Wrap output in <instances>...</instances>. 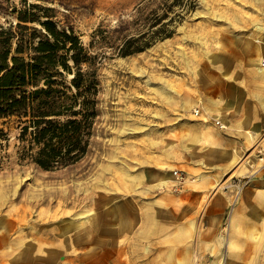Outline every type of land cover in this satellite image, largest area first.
<instances>
[{
	"label": "rangeland",
	"instance_id": "1",
	"mask_svg": "<svg viewBox=\"0 0 264 264\" xmlns=\"http://www.w3.org/2000/svg\"><path fill=\"white\" fill-rule=\"evenodd\" d=\"M148 1L0 0L4 27L18 24L17 12H35L29 5L52 9L49 16L60 28H72L98 55L100 80V116L90 152L74 166L45 171L19 163V130L14 124L5 127L10 141L0 171V241L12 234L7 222L16 210L26 212L22 227L29 236L16 245L3 242L0 264H51L52 250L56 264H141L150 231L145 218L154 213L157 198L198 186L187 166L217 121L225 129L262 124L263 130L250 132L246 147L234 150L231 169L215 177L213 190H228L264 171L256 154L264 140V0H199L172 38L118 57L114 50L121 40L145 30ZM38 14L47 16L43 10ZM245 93L257 103L259 117L215 112L211 105ZM176 170L187 176L179 191ZM44 223L48 227L40 230ZM57 224L83 227L63 236ZM75 233L83 236L78 244Z\"/></svg>",
	"mask_w": 264,
	"mask_h": 264
},
{
	"label": "trees",
	"instance_id": "2",
	"mask_svg": "<svg viewBox=\"0 0 264 264\" xmlns=\"http://www.w3.org/2000/svg\"><path fill=\"white\" fill-rule=\"evenodd\" d=\"M199 0H149L144 31L126 35L115 47L118 57L142 53L172 38ZM16 26H0V171L14 124L21 144L19 163L45 171L76 165L90 152L100 116L98 55L84 47L72 29H61L52 9L29 5ZM43 10L47 16H40ZM28 23L42 28H30Z\"/></svg>",
	"mask_w": 264,
	"mask_h": 264
},
{
	"label": "crops",
	"instance_id": "3",
	"mask_svg": "<svg viewBox=\"0 0 264 264\" xmlns=\"http://www.w3.org/2000/svg\"><path fill=\"white\" fill-rule=\"evenodd\" d=\"M226 102L214 99L211 105L215 112L259 117L247 93L230 95ZM248 126L213 127L205 147L199 141L198 157L187 166L198 186L157 198L154 213L145 218L149 247L141 264H264V171L250 177L237 201L234 186L213 190L215 177L231 169L234 150L246 147L250 132L263 130L262 124Z\"/></svg>",
	"mask_w": 264,
	"mask_h": 264
},
{
	"label": "bare ground",
	"instance_id": "4",
	"mask_svg": "<svg viewBox=\"0 0 264 264\" xmlns=\"http://www.w3.org/2000/svg\"><path fill=\"white\" fill-rule=\"evenodd\" d=\"M204 2H205V0H203ZM47 195H48V193H46ZM49 194H50V192H49ZM69 194V193H68ZM20 211L21 210H16L14 213H13V216L8 220V222H7V225L10 227L9 228V231L14 235V234H18V236L15 238V239H13V240H10L11 239V236H12V234H5V235H3L2 237H3V239L0 241V245H2V243L3 242H5V243H11L12 245H16V244H18L16 241H18V240H23L25 237H28L29 236V232L27 231V229L25 228V227H22V222H23V219L25 218V216H26V212H24V213H22V214H20ZM14 216H16V217H18V218H20L21 220H18V219H14ZM38 225V224H37ZM42 225V226H41ZM41 225H38V227H41V229L40 230H44L46 227H48L47 225H46V223H44V224H41ZM55 226V225H54ZM57 226V227H56ZM54 228H57L59 231H61V232H63V236H66L68 233H70V231H72L73 229L74 230H77V229H79L80 230V228L82 229V227H83V225L82 224H79V225H74L73 227L72 226H67V227H65V228H62L63 227V225L62 224H57ZM59 227H60V229H59ZM97 233H98V231H96V232H94V238L95 237H97ZM49 237H51V238H55L56 237V233H53V232H48V233H46ZM83 238V236H82V234H77V233H75L74 234V239H73V241L75 242V244H78L79 243V241L81 240ZM37 247V246H36ZM80 249H83V246H78ZM53 249V248H52ZM36 251V250H35ZM36 253V252H35ZM48 254H49V258H48V260H47V262H50L51 264H56L55 263V260H54V256L57 254V251L55 252V251H50V252H48ZM57 256V255H56ZM52 259H53V261H52ZM32 264V263H31Z\"/></svg>",
	"mask_w": 264,
	"mask_h": 264
},
{
	"label": "built area",
	"instance_id": "5",
	"mask_svg": "<svg viewBox=\"0 0 264 264\" xmlns=\"http://www.w3.org/2000/svg\"><path fill=\"white\" fill-rule=\"evenodd\" d=\"M262 67H264V63L262 65ZM200 112L196 111L195 115L199 116ZM216 125L220 128V129H225V126L223 124H221L220 121L216 122ZM256 154H257V158L260 162L264 163V140L262 143L257 144L256 146ZM264 166V164H263ZM174 176L176 178V191H179L183 188V186L185 185L186 181H187V176H185V173L181 172V171H174ZM248 184V182H239L238 185H236V198H238L241 193L243 192L244 188L246 187V185Z\"/></svg>",
	"mask_w": 264,
	"mask_h": 264
}]
</instances>
